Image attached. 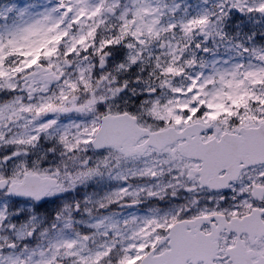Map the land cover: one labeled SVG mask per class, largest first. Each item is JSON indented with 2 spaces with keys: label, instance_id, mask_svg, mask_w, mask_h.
<instances>
[{
  "label": "snow or ice",
  "instance_id": "obj_1",
  "mask_svg": "<svg viewBox=\"0 0 264 264\" xmlns=\"http://www.w3.org/2000/svg\"><path fill=\"white\" fill-rule=\"evenodd\" d=\"M0 264H264V0H0Z\"/></svg>",
  "mask_w": 264,
  "mask_h": 264
}]
</instances>
